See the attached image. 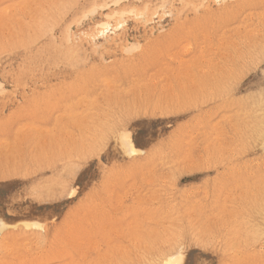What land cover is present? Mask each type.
<instances>
[{
  "label": "rangeland",
  "instance_id": "rangeland-1",
  "mask_svg": "<svg viewBox=\"0 0 264 264\" xmlns=\"http://www.w3.org/2000/svg\"><path fill=\"white\" fill-rule=\"evenodd\" d=\"M263 139L264 0H0V264H264Z\"/></svg>",
  "mask_w": 264,
  "mask_h": 264
},
{
  "label": "bare ground",
  "instance_id": "bare-ground-1",
  "mask_svg": "<svg viewBox=\"0 0 264 264\" xmlns=\"http://www.w3.org/2000/svg\"><path fill=\"white\" fill-rule=\"evenodd\" d=\"M261 126V125H260ZM262 130V129H260ZM263 132V130H262ZM260 133V132H259ZM258 135V134H257ZM256 138V137H255ZM258 138V137H257ZM264 140V139H263ZM261 141V140H260ZM253 219V218H252ZM259 225V224H256ZM255 225V227H256ZM261 227V226H260ZM254 230V229H253ZM256 230V229H255ZM258 235V234H257ZM263 235V234H262ZM156 257V256H155ZM154 257V258H155ZM182 257L180 254L177 253H164L160 256L156 257V259L151 264H179Z\"/></svg>",
  "mask_w": 264,
  "mask_h": 264
}]
</instances>
